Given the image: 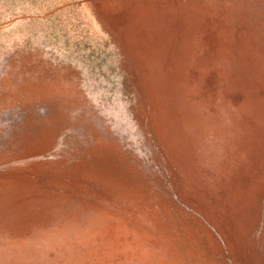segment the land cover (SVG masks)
I'll list each match as a JSON object with an SVG mask.
<instances>
[{"label": "rangeland", "instance_id": "374dc122", "mask_svg": "<svg viewBox=\"0 0 264 264\" xmlns=\"http://www.w3.org/2000/svg\"><path fill=\"white\" fill-rule=\"evenodd\" d=\"M0 264H264V0H0Z\"/></svg>", "mask_w": 264, "mask_h": 264}]
</instances>
